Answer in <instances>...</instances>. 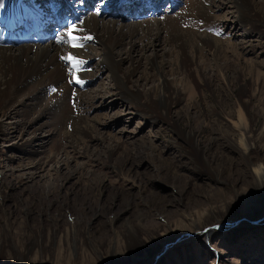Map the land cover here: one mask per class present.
<instances>
[{
  "label": "rangeland",
  "instance_id": "374dc122",
  "mask_svg": "<svg viewBox=\"0 0 264 264\" xmlns=\"http://www.w3.org/2000/svg\"><path fill=\"white\" fill-rule=\"evenodd\" d=\"M120 1L71 2L86 4L85 18L119 24L175 17L181 30L230 44L227 58L214 64L199 43L196 63L204 66L195 63L191 93L170 89L133 99L114 93L92 55L81 67L86 85L77 94L44 92L36 108L26 98L1 111L0 264H264V188L252 171L254 162L264 164V0L246 13V31L230 0H213L214 6L212 0H148L145 7L133 0L125 15L113 9ZM203 5L213 18L202 19ZM65 28L48 24L41 44L66 36ZM89 41L98 53L99 42ZM156 46L163 53L165 44ZM116 54L123 74L130 59ZM145 62L129 87L144 86L143 76L153 72ZM173 85L184 88L177 80ZM68 101L89 120L82 135L66 118L48 123L40 113ZM239 107L250 122L247 152L237 143L244 131L227 123L237 120Z\"/></svg>",
  "mask_w": 264,
  "mask_h": 264
},
{
  "label": "bare ground",
  "instance_id": "6f19581e",
  "mask_svg": "<svg viewBox=\"0 0 264 264\" xmlns=\"http://www.w3.org/2000/svg\"><path fill=\"white\" fill-rule=\"evenodd\" d=\"M71 1L72 0H53L52 3L46 4L38 3L36 0L35 2L34 0H0V112L2 111L3 113L4 110L15 107V105L24 104L26 98L33 99L35 103L33 108H36L37 104L45 99L41 98L44 97V92L50 91L52 92V97L57 96L56 98L69 97L72 93L77 94L78 91L80 92L81 87L83 90V85H86L85 72L81 70V67L89 64L87 62L90 61V56L92 55L98 60L99 67H104V69H106L114 86V93L124 98H127L130 94L131 96L142 95L143 97L146 93L150 95L151 93H155V95L157 93H168L170 89H174L175 95L182 94L186 89L191 93L194 79L193 73L196 69L195 66L196 64L198 65V63L203 65L202 60L196 63L198 57L201 56H199L201 48L204 50L207 48L209 50L213 60L216 59L213 62L215 64L217 62L219 63L220 58L225 57V52L231 47L230 44L224 43L222 40L213 36H209L205 32L200 34L195 31L190 32L181 30L175 24L178 22V19L175 17H166V22L162 24L156 21V25L152 23L149 24V21L137 22L134 21L133 18H131L128 23L123 22L119 24L121 21L111 19L105 21L103 16L101 20H98L96 16L85 18L83 14H85L84 7L86 4L80 8L79 5L75 6V3ZM105 1L106 0H102V2ZM139 1L141 5L145 7V3L148 0ZM164 1L165 0H163L162 3H164ZM170 1L174 5L175 0ZM230 1L235 7L237 16H239L237 24L246 31L243 26H250L247 25L248 22L244 19L245 15L247 12L250 13L252 6L257 5L258 2L256 0ZM128 2L130 6H127ZM215 3L216 2L213 1V6ZM57 5L64 6L62 10H60L59 7L56 11L54 9ZM133 5V0H121L117 8L113 9L117 12L119 10V14L121 15H125L126 9L131 8V6L134 8ZM72 9L73 12L69 14V11ZM200 10L203 20L213 18V15L211 16L209 15L210 13H208L211 11V7H205L203 5V8ZM51 17L59 19L64 17L69 23H66L64 21L65 19L61 23L52 22ZM135 18L138 19V17ZM38 22L42 24L40 27L41 33L36 35L32 28H34ZM48 24H53L56 30H59L60 27L66 24L67 29L65 28L66 30H63L66 36L57 33L58 35L56 34V39L53 43L41 44L42 41L38 40L47 33L44 29ZM70 24L76 26L73 35L80 38L78 40L80 46L75 49L65 42L68 39L67 31ZM155 30L157 33H154ZM164 31L167 34H165V38L162 39L161 32ZM36 36H38V38ZM87 36L92 37L91 41L99 42L100 49L98 53H94L90 41L84 39ZM30 39L34 42H29ZM140 42H143L141 46H139ZM156 42H159L161 45L163 42V45L165 44V47L169 46V48L164 47L163 53L158 54ZM199 43L202 45L201 48L198 46ZM124 46H126L125 50L123 48ZM116 49L119 54L115 56L118 55L119 58L120 52L127 53L126 56L130 59L132 65L123 74H120L123 59L114 58V50L116 51ZM146 52L149 53L145 54ZM69 54L85 62L76 73L78 78L83 81L82 84H78L79 86H75L73 84L74 82H69L72 80L71 65L61 59V57H66ZM225 58H227V56ZM142 60L146 61L145 64L148 65L153 72L151 75L147 74L143 76L145 78L144 86L137 87V84L132 83V87H129L128 84L132 81V73L135 71L136 66L140 65ZM226 60L227 59H225V61ZM202 65H199V67ZM165 66H168V69ZM153 73L156 75L155 82L157 83L154 85L149 84L150 86H148V82H153V79H151ZM167 75H175V78L170 79ZM174 79L184 88L179 89V86L176 87L174 85L171 87L170 83L172 80L175 81ZM53 89H55V91H53ZM18 98H22L19 103ZM46 102L48 103V101ZM75 108L76 114L73 112ZM240 109L239 107V109L235 111L237 120L233 122L227 121V123L237 131H244L238 134L237 143L242 150L247 152L252 148V145L249 144L245 136L247 129H249L250 122ZM31 110V107L24 109L25 112ZM40 113L47 115L46 117L49 118L48 123L50 120H53V122L59 124L62 119L66 118L65 125L71 127L73 131L79 132V135L84 133L82 128L89 126L88 118L83 117V114L79 113L78 108L70 105L69 101L67 104L60 103L56 111L43 109V112ZM42 117H44V115H42ZM74 135L75 133L72 137ZM253 165L252 171L264 188V164L261 161H257L256 163L254 162Z\"/></svg>",
  "mask_w": 264,
  "mask_h": 264
},
{
  "label": "snow or ice",
  "instance_id": "6c2138e0",
  "mask_svg": "<svg viewBox=\"0 0 264 264\" xmlns=\"http://www.w3.org/2000/svg\"><path fill=\"white\" fill-rule=\"evenodd\" d=\"M75 27H76L75 25H72V24L69 25L68 31H67L68 39H67V41H65L66 43L70 44V46L72 48H74V49L80 46L78 44V40L80 38L78 36H76V35H73V31H74ZM84 39L91 40L92 37L91 36H87ZM58 42H59V38H58ZM61 59L65 60L66 62H68L71 65L72 80H70L69 82L70 83L74 82L76 84H82L83 81L80 78H78L76 73L80 70V66L82 64H84L85 62L80 60V59H78L77 57H75L74 55H71V54H69L66 57H61ZM53 91H55V89H53Z\"/></svg>",
  "mask_w": 264,
  "mask_h": 264
}]
</instances>
